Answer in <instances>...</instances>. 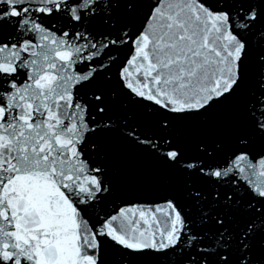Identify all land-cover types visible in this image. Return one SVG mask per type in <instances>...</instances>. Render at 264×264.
Returning <instances> with one entry per match:
<instances>
[{"label":"snow or ice","instance_id":"snow-or-ice-1","mask_svg":"<svg viewBox=\"0 0 264 264\" xmlns=\"http://www.w3.org/2000/svg\"><path fill=\"white\" fill-rule=\"evenodd\" d=\"M0 264H264V0H0Z\"/></svg>","mask_w":264,"mask_h":264}]
</instances>
